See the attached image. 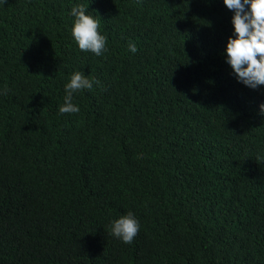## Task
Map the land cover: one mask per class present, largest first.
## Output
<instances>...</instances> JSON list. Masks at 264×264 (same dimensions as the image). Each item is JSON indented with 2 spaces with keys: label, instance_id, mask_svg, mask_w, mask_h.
<instances>
[{
  "label": "trees",
  "instance_id": "16d2710c",
  "mask_svg": "<svg viewBox=\"0 0 264 264\" xmlns=\"http://www.w3.org/2000/svg\"><path fill=\"white\" fill-rule=\"evenodd\" d=\"M77 5L101 56L72 37ZM233 16L223 0H0V264H264V86L226 62ZM76 71L99 83L60 114ZM128 212L125 244L110 224Z\"/></svg>",
  "mask_w": 264,
  "mask_h": 264
},
{
  "label": "clouds",
  "instance_id": "9594fccd",
  "mask_svg": "<svg viewBox=\"0 0 264 264\" xmlns=\"http://www.w3.org/2000/svg\"><path fill=\"white\" fill-rule=\"evenodd\" d=\"M223 3L234 11L232 24L235 38L228 39L226 62L239 82L252 89L264 86V0H223ZM86 10L83 5L71 9L70 14L74 17L71 34L81 51L101 56L107 51V39L99 32L100 20L86 14ZM128 48L132 53L137 51L134 43L129 42ZM93 83L99 82L87 78L83 72H73L65 84L66 95L59 113H78L79 107L72 102L73 94L91 89ZM260 110L264 113V104L260 105ZM139 229L140 224L131 212L110 224V234L125 244L132 243Z\"/></svg>",
  "mask_w": 264,
  "mask_h": 264
}]
</instances>
